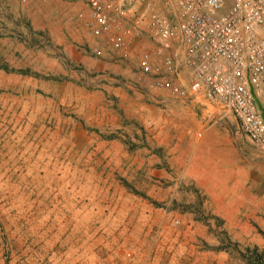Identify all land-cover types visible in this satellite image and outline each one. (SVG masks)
Returning a JSON list of instances; mask_svg holds the SVG:
<instances>
[{"label":"rangeland","instance_id":"374dc122","mask_svg":"<svg viewBox=\"0 0 264 264\" xmlns=\"http://www.w3.org/2000/svg\"><path fill=\"white\" fill-rule=\"evenodd\" d=\"M24 8L0 6V264L264 256V153L233 117L156 103L84 23L42 31Z\"/></svg>","mask_w":264,"mask_h":264},{"label":"built area","instance_id":"2783aa9c","mask_svg":"<svg viewBox=\"0 0 264 264\" xmlns=\"http://www.w3.org/2000/svg\"><path fill=\"white\" fill-rule=\"evenodd\" d=\"M84 1L90 34L134 63L144 93L158 104L203 97L264 153V0ZM114 255L100 264H135L124 243Z\"/></svg>","mask_w":264,"mask_h":264},{"label":"crops","instance_id":"0c3cea01","mask_svg":"<svg viewBox=\"0 0 264 264\" xmlns=\"http://www.w3.org/2000/svg\"><path fill=\"white\" fill-rule=\"evenodd\" d=\"M72 1V4L69 5L68 2ZM75 2V3H74ZM20 0H0V6L7 5L10 9L17 11L20 7H26L25 11L29 14L27 19L31 21H40L41 26H39V30L48 31L52 26L51 22H54V25H58V28L61 27V23L65 20H69L74 22L73 25L75 27H79L81 25L80 22L86 25V22L89 18L88 7H84L80 3V0H29L23 4H20ZM74 3V4H73ZM30 10V11H28ZM32 10V11H31ZM87 11V13H86ZM83 18V19H82ZM83 20V21H82ZM80 21V22H79ZM71 28H73L71 26ZM74 29V28H73ZM89 31V30H88ZM100 43L97 44L98 48L101 49L100 45L103 44V39H99ZM114 54V53H113ZM123 62H126L123 60ZM185 102V101H184ZM178 100L166 99L165 103H184ZM187 102V101H186ZM186 156V153L183 154Z\"/></svg>","mask_w":264,"mask_h":264},{"label":"trees","instance_id":"16d2710c","mask_svg":"<svg viewBox=\"0 0 264 264\" xmlns=\"http://www.w3.org/2000/svg\"><path fill=\"white\" fill-rule=\"evenodd\" d=\"M253 260L254 264H264V256L262 253H257V249L254 250Z\"/></svg>","mask_w":264,"mask_h":264}]
</instances>
